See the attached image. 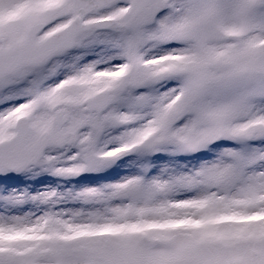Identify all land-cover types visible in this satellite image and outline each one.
<instances>
[{"label":"snow or ice","instance_id":"6c2138e0","mask_svg":"<svg viewBox=\"0 0 264 264\" xmlns=\"http://www.w3.org/2000/svg\"><path fill=\"white\" fill-rule=\"evenodd\" d=\"M0 264H264V0H0Z\"/></svg>","mask_w":264,"mask_h":264}]
</instances>
